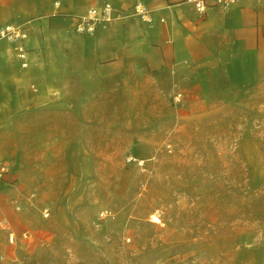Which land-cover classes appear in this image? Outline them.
<instances>
[{"label": "rangeland", "instance_id": "374dc122", "mask_svg": "<svg viewBox=\"0 0 264 264\" xmlns=\"http://www.w3.org/2000/svg\"><path fill=\"white\" fill-rule=\"evenodd\" d=\"M10 12L43 58L0 41V160H17L0 264H264V85L124 65L67 89L52 66L80 34Z\"/></svg>", "mask_w": 264, "mask_h": 264}, {"label": "crops", "instance_id": "0c3cea01", "mask_svg": "<svg viewBox=\"0 0 264 264\" xmlns=\"http://www.w3.org/2000/svg\"><path fill=\"white\" fill-rule=\"evenodd\" d=\"M13 1L9 5L10 0H0V21L7 20L10 11L21 21L30 15L44 13L38 16V24L61 27L70 26L75 17L58 13L84 15L89 7L100 5L104 0H58V5H54L56 0ZM108 1L127 15L112 20L105 28L98 26L92 35L68 36L70 45L77 42L78 49L69 48L57 54L62 57V63L52 66L55 78L61 74L64 88L71 89L75 74L96 75L106 68L118 72L124 65L145 73L156 68L165 72L176 68L193 73L207 66V73L217 69L235 88L264 85V0H237L227 9L210 6L204 14H199L184 0H139L148 6L151 22H144L132 13L136 0ZM5 23L17 24L8 21L0 25ZM30 39L29 33L25 42L27 67L35 62L34 59L43 58L42 54L34 55L35 51L29 47ZM9 45V56L21 65L12 49L13 44ZM16 161L14 158L9 171L0 180V226L9 229L8 233L14 229L11 218L15 213L8 203L12 199L8 183L13 180Z\"/></svg>", "mask_w": 264, "mask_h": 264}, {"label": "built area", "instance_id": "2783aa9c", "mask_svg": "<svg viewBox=\"0 0 264 264\" xmlns=\"http://www.w3.org/2000/svg\"><path fill=\"white\" fill-rule=\"evenodd\" d=\"M191 4L193 8L199 13L204 14L208 7L219 6L221 8H229L237 2V0H184ZM59 2L56 1L55 5ZM132 13L138 16L144 22H151L150 10L146 4L136 0L132 5ZM127 15L124 10L115 7L110 1L104 0L100 5L91 6L87 9L84 15H80L74 18L71 29L77 34L92 35L95 33L98 26L105 28L109 22L115 19L123 18ZM161 21L163 19L161 18ZM29 32L26 26L13 23H5L0 25V39L11 42L12 49L16 55V58L21 62L22 67L28 66L26 48V40L28 39ZM32 88L36 90V87L32 85ZM178 98V96L176 97ZM135 158H127V160ZM141 163V162H140ZM9 171V166L6 162L0 160V180L4 178L5 174ZM17 210L19 206L15 207ZM41 213L44 217L50 214L49 207L43 206ZM114 216L113 211L110 208L104 207L97 212L98 219L112 218ZM9 242L14 240V232L8 233Z\"/></svg>", "mask_w": 264, "mask_h": 264}, {"label": "bare ground", "instance_id": "6f19581e", "mask_svg": "<svg viewBox=\"0 0 264 264\" xmlns=\"http://www.w3.org/2000/svg\"><path fill=\"white\" fill-rule=\"evenodd\" d=\"M151 218H152V219H156V218H157V216H156V215H154V214H152V215H151Z\"/></svg>", "mask_w": 264, "mask_h": 264}]
</instances>
